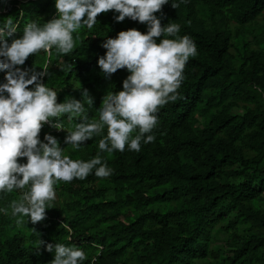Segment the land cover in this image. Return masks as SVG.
<instances>
[{
  "label": "trees",
  "instance_id": "obj_1",
  "mask_svg": "<svg viewBox=\"0 0 264 264\" xmlns=\"http://www.w3.org/2000/svg\"><path fill=\"white\" fill-rule=\"evenodd\" d=\"M117 15L101 13L93 29L73 33L68 55L41 51L18 67L29 74L48 67L40 82L57 91L59 103L83 100L87 89L93 104L85 103L86 114L98 120L103 97L121 91L130 75L119 69L105 77L102 44L120 31H148ZM155 15L162 25L179 24L178 35L190 37L198 53L184 69L181 99L158 112L155 141L109 154L98 147L105 127L73 150L66 128L81 118L61 117L60 131L44 124L42 142L51 134L64 155H99L113 173L98 178L94 169L84 180L58 181L52 208L35 224L11 214L20 190L0 193V264H50L48 243L84 251L81 264H264V0H169ZM56 16L55 0H0V26L9 18L17 25L9 43L27 23ZM5 74L0 70V83Z\"/></svg>",
  "mask_w": 264,
  "mask_h": 264
},
{
  "label": "clouds",
  "instance_id": "obj_2",
  "mask_svg": "<svg viewBox=\"0 0 264 264\" xmlns=\"http://www.w3.org/2000/svg\"><path fill=\"white\" fill-rule=\"evenodd\" d=\"M169 0H55L57 16L43 25L27 23L23 34L15 37L17 25L7 19L0 26V70H5V83H0V193L20 190L18 200L11 203V214L30 218L33 224L46 218V210L56 199L58 181L70 183L84 180L95 169V176L107 178L113 169L97 155L89 161L73 160L63 154L59 141L46 134L42 142L40 132L44 124L57 131L65 129L60 118L69 122L81 118L75 129L66 128L65 143L79 150L84 143L100 136L107 128V136L99 140V150L111 154L127 148L139 152L141 142L155 141L153 129L158 124V112L170 102L181 99L178 89L184 80L188 60L195 57L197 47L187 35L180 37V25H162L155 13ZM176 9L179 4L172 2ZM114 10L118 22L130 18L148 25V31L131 28L108 38L102 47L107 51L98 59V65L108 78L119 69L130 75L118 92H108L99 109V119L89 122L85 103L91 107L93 99L83 89V100L67 98L59 103L57 91L40 82L49 75L48 67L36 71L24 70L30 55L41 51L49 56L53 49L68 55L76 47L73 33L82 27L93 29L97 16ZM164 37L159 39L157 38ZM167 37H176L169 39ZM34 85V88L29 86ZM6 93V95H5ZM135 136L133 133L137 132ZM27 158L20 163V158ZM17 225L23 223L16 221ZM44 243L40 240V244ZM54 252L50 264H81L87 259L84 251L61 243L46 245Z\"/></svg>",
  "mask_w": 264,
  "mask_h": 264
},
{
  "label": "rangeland",
  "instance_id": "obj_3",
  "mask_svg": "<svg viewBox=\"0 0 264 264\" xmlns=\"http://www.w3.org/2000/svg\"><path fill=\"white\" fill-rule=\"evenodd\" d=\"M262 20V18H260V21ZM223 252H224V250H223Z\"/></svg>",
  "mask_w": 264,
  "mask_h": 264
}]
</instances>
